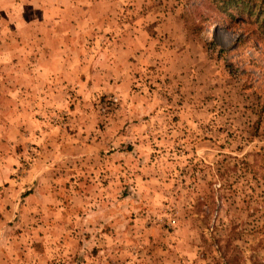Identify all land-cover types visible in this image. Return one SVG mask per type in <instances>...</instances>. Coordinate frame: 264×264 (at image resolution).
Returning a JSON list of instances; mask_svg holds the SVG:
<instances>
[{"label": "rangeland", "instance_id": "obj_1", "mask_svg": "<svg viewBox=\"0 0 264 264\" xmlns=\"http://www.w3.org/2000/svg\"><path fill=\"white\" fill-rule=\"evenodd\" d=\"M224 2L0 0V264H264V25Z\"/></svg>", "mask_w": 264, "mask_h": 264}, {"label": "trees", "instance_id": "obj_2", "mask_svg": "<svg viewBox=\"0 0 264 264\" xmlns=\"http://www.w3.org/2000/svg\"><path fill=\"white\" fill-rule=\"evenodd\" d=\"M224 9L233 6L237 9L244 8L249 11L250 16H256V20L264 25V0H254L253 2L242 3L240 0H224Z\"/></svg>", "mask_w": 264, "mask_h": 264}]
</instances>
